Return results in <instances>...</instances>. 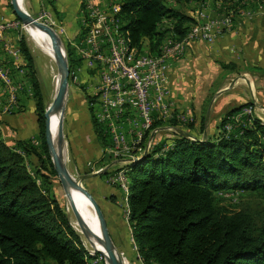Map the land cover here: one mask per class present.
Masks as SVG:
<instances>
[{
    "label": "trees",
    "instance_id": "trees-1",
    "mask_svg": "<svg viewBox=\"0 0 264 264\" xmlns=\"http://www.w3.org/2000/svg\"><path fill=\"white\" fill-rule=\"evenodd\" d=\"M113 1L117 3L110 16L129 45L140 51L146 42L148 55L159 58L164 40L181 41L193 24L183 6L205 0H174L178 8L170 7L167 0ZM164 20L170 21L167 29L161 28ZM20 49L30 69L38 137L48 157L47 104L24 39ZM66 55L70 69L72 51L68 47ZM247 106L253 105L248 102L224 113L221 126ZM172 120L171 124L179 125ZM94 123L95 135L104 139ZM163 125L154 122L149 132ZM189 128L196 131L193 123ZM236 133L219 132L200 141L160 131L147 154L127 166L130 236L142 264H264V222L257 227L248 212H229L215 202V194L223 191L254 192L264 199V124L255 119ZM30 149L40 157L31 143L20 142L12 148L0 135V264H47V260L89 264L101 254L90 256L58 200L43 192L29 172L25 156L31 155Z\"/></svg>",
    "mask_w": 264,
    "mask_h": 264
},
{
    "label": "crops",
    "instance_id": "crops-1",
    "mask_svg": "<svg viewBox=\"0 0 264 264\" xmlns=\"http://www.w3.org/2000/svg\"><path fill=\"white\" fill-rule=\"evenodd\" d=\"M91 1L104 2L105 0ZM85 2L86 0H30L33 10H37L39 5L46 8L48 15L60 31L59 35L62 34L66 47L72 51V64L69 71L74 72L76 78L70 84L74 85L72 90L77 100L81 91L86 92L85 97L92 96V86L96 80L93 73L83 66L74 47L82 39L81 34L84 32ZM229 3L222 0H205L202 3L186 4L183 9L189 16L194 11L202 9L208 16H214ZM8 4L10 5V0H0V16L13 19V12ZM21 39L23 36L19 29L8 33L10 49L20 52L18 60H15L8 50L0 45V61L9 65L13 80L20 87L16 106L6 111L3 110L6 94L0 87V135L3 142L12 148L20 142L32 143L38 137L35 92L28 63L20 49ZM142 47L147 49V43L143 42ZM167 64L168 61L164 65ZM236 79L240 80L229 87L230 82ZM37 80L39 81L38 76ZM250 83L253 84L254 92ZM168 85L171 96L167 103V114L158 112L153 124L157 121H165V118L172 119L176 114L182 115L186 118L190 117L195 130L199 131L202 126L206 137L207 135L212 137L216 132L217 134L220 132L217 127L221 124L222 115L228 110L248 102L256 107L253 100H248L254 98L255 94L263 106L260 109L264 111V17L257 16L249 20L237 14L232 29L213 43L197 41L188 44L183 57L173 61L168 71ZM245 108L243 112L250 114L248 106ZM251 110L253 114L254 110ZM168 113L172 118L167 117ZM233 118H238L231 122L232 129H236V132L241 125L246 127L249 123L248 116L243 117L242 110L233 114L229 121ZM260 119L264 122L263 118ZM165 129H167L166 126L155 128L153 137ZM172 132L175 133V131ZM152 139L149 138L148 144H152ZM141 141L132 146L139 145ZM147 148L149 147L146 146ZM116 190L112 186L106 188L109 192L108 196L114 195L119 199L120 194ZM102 198L107 201L106 199L109 200L110 197L105 199L102 196ZM118 228L115 225L112 229L115 232Z\"/></svg>",
    "mask_w": 264,
    "mask_h": 264
},
{
    "label": "rangeland",
    "instance_id": "rangeland-1",
    "mask_svg": "<svg viewBox=\"0 0 264 264\" xmlns=\"http://www.w3.org/2000/svg\"><path fill=\"white\" fill-rule=\"evenodd\" d=\"M236 1H239V3L236 4ZM260 1L261 0H235V2L233 3L230 2L228 5L226 6L224 5L221 8L222 9L221 12L217 15H223L229 13V15H234V20H235V17L237 16V14H239L245 18L243 13L246 12L248 9H252L253 7H256L255 5H258V2ZM19 4L21 8L25 10L32 18L38 19L39 22L51 26L57 32L66 55V42L64 38H62L63 37L62 34L59 35L58 32L60 31L57 29L55 23L51 19V16L48 15L46 8L39 5L37 10H33V8L31 7L30 0H22V1L19 0ZM167 4H169V6L172 8L179 7V5L174 0H167ZM115 5H112L110 9L111 10L115 9ZM232 6H234V8H231ZM84 7H86V2ZM111 13L112 11H110V14ZM214 16H210V17H214ZM189 17H191V15ZM12 23L21 24L20 27H18L17 29L20 30L24 41L26 42L27 45H29L28 49L34 61V70L36 76H38L39 78L42 97L48 107L50 106V103L54 98V91L56 84L55 81L59 76L57 61L53 54L49 53L45 49L39 48L37 45H35L32 42L30 35L28 33V27H27L28 23L24 25L23 23H20V21L16 19H12ZM169 27H170V21L167 20L162 21L161 23L162 29H167ZM168 39L169 37L164 40L161 46L162 45L167 46ZM201 42L206 44H211L204 41ZM140 52L148 53L147 49H144L143 47L140 48ZM66 59H67V55H66ZM167 61L168 58H165V62ZM74 74H75L74 72L70 71L69 76H74ZM74 80L75 79H69V88L66 96L65 108H64L63 119L61 124L63 140L65 143L64 146L65 154L67 157L66 158L67 170L69 171L71 176L77 177L79 175L89 174L90 167L88 166V164H91L93 166L94 171H97L95 173H99L102 171L105 172L99 177L82 182V185L93 196V198L97 201L98 205L100 206V209L103 212L107 224V228L111 240L118 249L119 253H121V256L123 257L125 263L142 264L141 260L138 259V257L134 253V251L136 252V248L134 244H132L133 241L130 236L131 235L130 234L131 223L129 222L130 212L126 203L128 188H129L128 173L124 174V187L119 188L118 186L111 184L109 182L110 179L115 174V172L117 171L122 172V169L125 167V165H127L126 164L127 155L124 154V156L118 155V157H114V155L111 152L112 150H109V144L107 143L109 141L108 133L105 131L103 126L97 122L95 118L94 108H96V103L94 100L95 99L94 92H92V96H91L94 98H91V97H85L86 92L83 93V91H81V94L77 100V98L74 97L73 94L74 92L72 90L73 89L72 87H74V85L70 84ZM238 80L240 79L231 81L229 87L235 85L236 82H238ZM250 85L252 86L251 89L253 91L254 90L253 84L250 83ZM248 100H253L256 107H254V111L251 117H249L251 113L250 114L246 113V116H248V121H249V123L246 124L247 125L246 127L252 125L255 119L259 120L262 124H264V122L260 119V118L264 119V115H263L264 111L260 109V107L263 106L260 103V101L257 99L256 94L254 95V98L252 99L249 98ZM242 113H244L243 110ZM176 116L182 117V115H177V114ZM176 116L174 117L179 125L174 126L173 124H171L173 118L172 119L165 118V121L164 120L162 121V123L165 124L163 125V127L166 126V128H172V131H175L174 134L181 135L179 132H182V134L185 133L187 135H191V137H193L194 139H198L200 141L203 140L202 137L204 134L203 131H198V130L194 131L189 128L192 123L190 121V117H188L187 120L178 122ZM94 120L98 125V127L102 129V136L100 138L103 137L104 139L100 140L99 137L95 135ZM226 125L227 124L224 123L223 126H221L220 124L219 127H217L220 133L223 132H225L226 134L236 133V129H232V127H226L225 129ZM243 128H245V126L241 125L240 131ZM240 131L238 132L240 133ZM154 132H155L154 129H152L151 132L147 131L146 135L143 137L140 144L137 146H132L133 149L131 150V152L133 155L137 157V159L142 158L146 150H147L146 153L149 151L151 145L150 143L148 144V140L150 138V135L153 134ZM214 135H217V132ZM160 139H162L161 141H165L164 136L163 137L161 136ZM106 143L108 144V146H106ZM31 144L32 147L38 148L37 150H39L40 152V157L34 156L33 150L30 149L31 151H29V155L30 154L31 155L28 157L25 156V163L29 172L36 179H38L37 183L39 184L43 192L48 194V196L54 197L56 200H58L59 204L61 205L65 214L67 215L71 226L79 234L83 242V245L85 249L89 252V254H91L92 257H94L96 253L101 254V256L94 258L93 260H90L89 264H105L104 255L98 249L99 243L93 242L91 245L83 237L80 228L76 222V219L73 215L72 207L70 206L69 201L65 198L58 175L54 167L50 166L52 162L49 153H48V157H49L48 159L47 155L44 153V150L42 149V142L40 138L37 137L32 141ZM145 144L147 147H149L148 149H146ZM132 164L133 163L129 165ZM108 186L109 187L112 186L117 189L116 191L120 194L119 199L117 198L115 199V201L110 200L111 197L110 195L108 196L109 192L106 191V188H108ZM215 195H216L215 202L220 206L224 207L229 212H237V211L248 212L253 217L254 224L257 227H259L264 222V199L262 198L261 195L254 192L242 193L240 191H229V192L223 191V192H217ZM102 196H104V198L105 197H110V198L109 200L105 198L107 201H104ZM86 210L91 214L93 213V210L89 204L86 205ZM85 223L96 235V231L93 229V227L89 225L86 221ZM115 225H117L119 228L117 231L114 232V229L112 228ZM132 257L133 259H130ZM47 264H55V263L50 260H47Z\"/></svg>",
    "mask_w": 264,
    "mask_h": 264
},
{
    "label": "built area",
    "instance_id": "built-area-1",
    "mask_svg": "<svg viewBox=\"0 0 264 264\" xmlns=\"http://www.w3.org/2000/svg\"><path fill=\"white\" fill-rule=\"evenodd\" d=\"M117 2L105 0L93 2L86 0L84 7L82 39L74 45L83 66L96 78L92 86L95 97V118L105 121V131L108 133L109 150L124 149L131 152V144H137L141 133L156 114H167V103L171 96L168 85V71L173 61L183 57L187 44L204 41L212 43L229 32L234 23V15L223 14L210 17L204 10H196L191 14L193 24L185 35V41L174 37L168 39V64L158 65L148 61V53H141L138 66L125 68L117 64L116 22H110V7ZM252 9L243 13L246 19L264 17V0L258 2ZM21 23V22H20ZM13 24L12 19L0 16V45L8 50L11 56L18 60L20 52L9 47L8 33L20 27ZM160 55V54H159ZM76 75L69 76L75 79ZM0 87L6 94L3 110H11L17 104L19 85L13 80L11 68L0 61ZM92 97V98H94ZM253 109V106H248ZM169 112V111H168ZM171 114L168 113L169 118ZM246 118V112L242 113ZM179 121L186 117L177 116ZM233 118L226 122V127H232ZM165 131L172 132V128ZM152 146V144H151ZM90 172L95 173L93 166L88 164ZM89 172V174H90ZM124 173L115 172L110 183L124 187ZM109 183V184H110ZM135 250V249H134Z\"/></svg>",
    "mask_w": 264,
    "mask_h": 264
},
{
    "label": "water",
    "instance_id": "water-1",
    "mask_svg": "<svg viewBox=\"0 0 264 264\" xmlns=\"http://www.w3.org/2000/svg\"><path fill=\"white\" fill-rule=\"evenodd\" d=\"M10 5L12 8L13 14L16 16V18L23 23L24 25L26 23L28 24H34L39 29L43 30L48 34V36L52 40L53 44V50L54 53L59 57L57 67L60 72V79L58 82L57 90L55 93V96L50 103V106L47 107L46 113L44 115L45 118V142L47 146V150L52 162V165L58 175L59 181L62 185V189L65 195V198L69 201L73 215L76 219V222L80 228V231L85 238L86 241H88L91 245L93 242L100 243L109 253L110 257L112 258V264H126L123 260V257L121 256V253H119L118 249L114 245V243L111 240V237L108 232L107 224L103 215V212L100 209V206L98 205L97 201L93 198V196L85 189L83 188V191L88 196L89 201L91 202L95 214L98 218L99 224L101 226V233L103 235V239H98L97 236L93 233V231L89 228V226L85 223L81 215L78 213L74 202H73V195L72 193L78 190V184H82V182H85L89 179H93L96 177H99L100 175L104 174L105 172H99V173H91V174H84L79 175L77 177L71 176L69 171L67 170L66 161L67 157L65 154V143L63 141V148L58 150L54 147L53 141L51 139V133L49 131V122L48 118L51 114L55 112V110L59 107V105L65 100L66 102V96L68 93L69 88V66L66 59L65 51L62 46L61 40L57 34V32L49 25L45 23H41L38 21V19L32 18L25 10L19 7L17 0H10ZM220 95V93H219ZM65 108V106H64ZM64 112V110H63ZM62 124V122H61ZM178 132V131H177ZM181 135L188 137L190 139L196 140L191 135H187L185 133L182 134V132H179ZM60 136L63 140V134H62V126L60 125ZM150 138H153V134L150 135ZM203 140H206V134H203ZM202 140V141H203ZM147 151V150H146ZM145 151V154H147ZM144 154V155H145ZM144 157V156H143ZM142 157V158H143ZM142 158H138L135 160V162L140 161ZM91 255V254H90ZM92 256V255H91ZM104 261L107 262V264H111V260L107 257L104 258Z\"/></svg>",
    "mask_w": 264,
    "mask_h": 264
},
{
    "label": "bare ground",
    "instance_id": "bare-ground-1",
    "mask_svg": "<svg viewBox=\"0 0 264 264\" xmlns=\"http://www.w3.org/2000/svg\"><path fill=\"white\" fill-rule=\"evenodd\" d=\"M17 3L19 5V7L21 8V6L19 4V0H17ZM110 22H116V21L114 20V18H112L110 16ZM117 25L118 24L116 22V28H117L116 29V39H117L118 48H119L116 51L117 64L120 66H124L125 68H134L135 66H138V60H139V57H140L142 52L138 51L136 48L131 47L129 45L127 38L125 37V35H123L119 32V28ZM27 27H28V33H29L30 38L33 41V43L35 45H37L39 48L45 49L49 53L53 54L57 63H58L59 57L54 53L52 40L48 36V34L46 32H44L43 30L39 29L34 24H28ZM181 41H185V38L182 39ZM160 50H161V55L159 58H151L148 55V61L150 63H157L158 62V65H164L165 64V58H168V46L162 45ZM69 74H70V71H69ZM58 79H60V72H59V76H58L57 80L55 81L56 84H55L54 96H55L57 86H58V82H59ZM64 106H65V100L59 105V107L55 110V112L53 114H51L48 118L49 131L51 133V139L53 141L54 147L58 150L63 148V141H64L61 139V136H60V125H61V122L63 119ZM97 122L100 123L103 126V128L105 129V121H97ZM152 124H153V121H150L148 123V126L145 128L144 132L141 133L138 142L142 139L143 134L146 133L150 129ZM131 149H132V144H131ZM111 152L114 155V157H118V155L124 156V154L127 155V160H126L127 165H125V167L122 169V172H126L124 174H127V171H128L127 166L131 163H134L135 159H137V157L136 156L129 157V151H124V149L112 150ZM78 187H79L78 190H76L75 192L72 193L74 205H75L78 213L83 218V220H85L89 225H91L95 229L97 238L102 240L103 235L101 233V226H100L98 218L95 214L94 208H93L91 202L89 201L88 196L83 191V188H84L83 185L78 184ZM87 204H89L91 206V208L93 210L92 214L86 210ZM98 249L100 252L103 253L104 258L107 257L111 260V264H112V261H113L112 258L110 257L107 250L100 243H99ZM105 264H107V262H105Z\"/></svg>",
    "mask_w": 264,
    "mask_h": 264
}]
</instances>
